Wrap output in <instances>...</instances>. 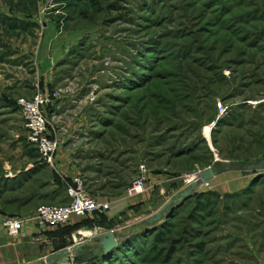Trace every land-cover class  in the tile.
I'll return each mask as SVG.
<instances>
[{
	"label": "rangeland",
	"instance_id": "374dc122",
	"mask_svg": "<svg viewBox=\"0 0 264 264\" xmlns=\"http://www.w3.org/2000/svg\"><path fill=\"white\" fill-rule=\"evenodd\" d=\"M45 23L48 119L87 191L110 203L41 229L46 256L84 243L61 264H254L243 237L264 211V174L240 189L234 178L254 172H217L141 222L206 167L264 156V0H0V157L27 141L16 100L32 96ZM141 166L144 189L130 195ZM108 230L117 246L73 261ZM41 261L29 264H56Z\"/></svg>",
	"mask_w": 264,
	"mask_h": 264
},
{
	"label": "crops",
	"instance_id": "0c3cea01",
	"mask_svg": "<svg viewBox=\"0 0 264 264\" xmlns=\"http://www.w3.org/2000/svg\"><path fill=\"white\" fill-rule=\"evenodd\" d=\"M5 14L3 13L4 16ZM44 25L34 55L36 59L34 77L24 81L30 94L37 89L46 92V86L56 82V76L51 73L53 63L50 60L46 64V23ZM15 144L18 150H12L9 155L7 153L0 157V214L25 220L35 213L41 203H66L68 197L65 181L71 180L77 174V168L70 158L72 144L62 139L52 164L42 162L37 150L27 141H17ZM254 177L255 174L246 177L238 175L234 179L238 184L241 178L239 185L241 184L242 189ZM261 212L263 213L260 214V221L256 223L255 233L252 232L250 237H243L247 243L249 241L252 244V253L256 259L254 264H264V211ZM44 233L45 231L42 232L33 220H25L21 231L15 236L8 235L0 228V264H29L35 259H44L46 256Z\"/></svg>",
	"mask_w": 264,
	"mask_h": 264
},
{
	"label": "built area",
	"instance_id": "2783aa9c",
	"mask_svg": "<svg viewBox=\"0 0 264 264\" xmlns=\"http://www.w3.org/2000/svg\"><path fill=\"white\" fill-rule=\"evenodd\" d=\"M54 98V94L37 89L31 97H19L16 100L23 126L27 131L26 139L37 150L40 160L47 164H52L60 146L57 131L47 116V108ZM145 173V167L141 166L138 177L128 187L130 195L143 191ZM65 191L69 198L66 203L41 204L35 213L25 220H33L39 229L56 228L69 222L72 217L103 213L110 207L108 201L100 200L87 191L84 179L79 174H75L68 183L65 182ZM25 220L0 214V228L8 235L15 236L21 231Z\"/></svg>",
	"mask_w": 264,
	"mask_h": 264
},
{
	"label": "water",
	"instance_id": "95a60500",
	"mask_svg": "<svg viewBox=\"0 0 264 264\" xmlns=\"http://www.w3.org/2000/svg\"><path fill=\"white\" fill-rule=\"evenodd\" d=\"M228 169L231 171H251L254 172L253 174H255V176H257L256 178H259L264 174V158H257L255 162H236L233 164L217 163L213 166L206 167L199 173L197 179L177 191L157 211L149 215L141 223L146 227L154 226L156 223L166 218L168 212L172 210V208L193 196L198 191V188L202 184L208 182L211 178H213L217 172L227 171ZM118 242V238L116 237L113 230L98 233L92 236L89 242V245L94 244V246L98 248V251L94 252L92 249H90L84 253L73 255L72 259L73 261L86 262L93 258H97L117 246ZM83 245L84 243H77L71 250H57L51 253L50 255L45 256L41 262H56V264L65 263L68 261V256L70 252H79Z\"/></svg>",
	"mask_w": 264,
	"mask_h": 264
},
{
	"label": "trees",
	"instance_id": "16d2710c",
	"mask_svg": "<svg viewBox=\"0 0 264 264\" xmlns=\"http://www.w3.org/2000/svg\"><path fill=\"white\" fill-rule=\"evenodd\" d=\"M264 157V156H263ZM259 158V157H258ZM256 159V158H255ZM254 160V159H253ZM253 160H239V162H252ZM204 193H201L200 195H198V196H200L201 197V195H203ZM212 194V193H211ZM170 216V215H169Z\"/></svg>",
	"mask_w": 264,
	"mask_h": 264
}]
</instances>
